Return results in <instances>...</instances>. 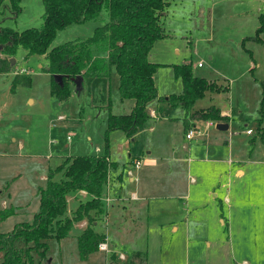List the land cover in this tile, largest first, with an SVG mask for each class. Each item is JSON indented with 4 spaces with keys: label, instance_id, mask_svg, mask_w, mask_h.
Listing matches in <instances>:
<instances>
[{
    "label": "rangeland",
    "instance_id": "1",
    "mask_svg": "<svg viewBox=\"0 0 264 264\" xmlns=\"http://www.w3.org/2000/svg\"><path fill=\"white\" fill-rule=\"evenodd\" d=\"M4 5L0 7V27L21 32L26 28H39L44 22L42 0H21L18 15L10 10L8 1ZM262 12L264 0H172L165 14L166 34L153 42L149 54L151 60L158 63L154 82L161 96L183 91L182 79L175 72L176 65L190 63L193 73L198 76H217L216 72H222L231 83L232 98L228 101L224 95L220 102L214 103L225 110L232 108L230 127L218 130L215 124L207 129V120L195 121V126L201 131L198 136L204 140L213 138L209 133L215 130L227 139V135L234 132L237 142L242 146L247 144L248 148L244 151H250L252 156L255 155L254 158H264L257 157L264 153V136L261 138L257 133L258 104L264 91V32L260 35L263 41L252 38ZM107 21L108 11L103 9L97 18L81 24H69L57 30L48 50L66 42L79 45L94 34L96 27ZM246 37L250 38L242 40ZM242 41H245L244 47ZM89 46L91 52L101 51V56L104 52L109 53L107 40ZM9 57H14L17 62L15 68L21 73H0V211H12L6 218H0L1 231L12 230L16 222L32 219L39 204L38 188L46 185L50 172L52 180L64 178L61 164L68 157L107 155L111 162H126V175L128 169L135 171L130 153L138 154V148L143 151V146L151 144L154 155L159 157L170 155L173 144L185 143L183 121L180 125L176 124L175 119H168L176 108L163 102H158L160 109L157 108V116L163 119L156 124L155 119L149 118L137 129L140 135L138 139L135 137L134 149L133 142L128 144V141L126 146L123 145L126 135L120 129L110 131L106 138L108 113H127L128 103L133 101L129 98L120 99L119 78L114 65H109L105 77H87L82 86H73L68 99L59 100L49 92L50 75L45 71L48 62L46 54H28L27 49L18 47L15 54ZM197 62H201L202 67H198ZM40 64L43 66L40 67ZM94 64L95 68L91 72L100 66L98 60ZM23 78H29V82H22L25 81ZM29 96L34 98L33 103L31 99L27 100ZM209 103V98H200L193 110L208 106ZM248 128L253 129L252 136L246 135L245 130ZM240 145L238 147L243 148ZM181 150L183 156L187 154L196 160L193 153ZM158 151L160 155L156 154ZM191 164V174L196 178L199 173L202 177V181L198 179L199 183L192 185L201 183L200 191L204 192L211 184L213 167L210 163ZM259 165L246 166V176L240 180L234 178L229 187L217 186L219 179L214 183L223 208L215 213L212 211L213 203L209 201L207 221L200 224L201 228L194 220L203 219L204 214L197 216L193 211L190 224L196 225L193 228L198 230H183L182 233L180 230L172 231L169 217L157 218L154 211L166 209L170 207L167 204L173 202L166 203L165 200L164 203L158 199L151 204L153 216L150 222L156 224L150 223L148 231L147 224H143L132 242L122 244L114 237L111 215L117 202H113L109 209L108 225L105 220H99L95 228L106 234L107 227L109 250L123 252L127 258L119 261L125 264L131 261L135 250L146 256L147 264H211L213 251L216 250L214 243L220 241L222 244L223 239L227 241L228 252L235 253L229 257L228 264H264V170ZM107 188L108 185L104 184L103 194ZM228 188L230 190L227 192ZM79 191H71L67 195L69 212L66 211V215L71 213V209L76 210L79 200L90 198V195H78ZM111 192L112 195L122 194L115 183ZM76 195L78 199L74 198ZM225 195L230 199V209ZM3 201H6L5 205ZM102 201L106 208L105 197ZM187 201L182 199V202ZM118 203L122 205L121 201ZM155 203L160 205L155 206ZM158 214H161L160 211ZM220 216L225 219L224 225ZM186 217L183 215L177 220ZM77 223H73L65 238L46 240L48 249L44 259L33 251L34 263L105 264L107 253L104 251L96 250L89 257L81 258L76 237L81 229Z\"/></svg>",
    "mask_w": 264,
    "mask_h": 264
},
{
    "label": "trees",
    "instance_id": "2",
    "mask_svg": "<svg viewBox=\"0 0 264 264\" xmlns=\"http://www.w3.org/2000/svg\"><path fill=\"white\" fill-rule=\"evenodd\" d=\"M5 1H8L10 10L18 15L21 11V0H0V7L5 6ZM42 1L45 11L41 27L26 28L21 32L0 27V52L7 56L5 59L0 58V71L11 70L8 57L13 56L18 47L27 49L28 54H46L48 62L45 71L50 75L49 92L59 100H66L70 97L73 86H77L78 81L95 68L94 62L98 60L100 65L106 61L108 65H114L117 71L120 97L134 100V106L129 113H108L106 138L114 129L124 131L128 138L132 137L149 119L147 104L158 95L154 82L158 63L153 62L149 54L153 42L166 34L162 18L172 0ZM103 9L108 11V21L96 27L92 36L79 45L66 42L48 50L57 30L72 23L81 24L97 18ZM262 32L264 12L259 14V25L252 38L260 41ZM102 40H107L109 46L108 60L93 58L89 49V45ZM175 72L182 79L183 91L180 94H170L166 98L169 104L181 105L190 118L225 120L220 109L215 106L199 108L193 112L191 110L207 91H227V87L221 88L214 81L195 75L190 63L176 65ZM22 82L28 83L29 78ZM260 105L258 129L264 130V97ZM107 157H68L61 164L64 167V178L58 181L51 179L50 172L46 185L38 188L39 207L32 219L16 223L8 232L0 231V264H35L33 251L44 259L48 249L46 240H59L67 236L73 223L83 218H87V226L78 236L80 256L87 258L90 253L98 250V244L105 240V235L95 231V219L91 211L102 212L100 197L111 164ZM79 190H85L90 198L81 202L72 216H65L67 195L71 191ZM9 214V211H0V218L4 219ZM106 264H118L115 254H111ZM131 264H145V257L137 253Z\"/></svg>",
    "mask_w": 264,
    "mask_h": 264
},
{
    "label": "crops",
    "instance_id": "3",
    "mask_svg": "<svg viewBox=\"0 0 264 264\" xmlns=\"http://www.w3.org/2000/svg\"><path fill=\"white\" fill-rule=\"evenodd\" d=\"M188 1V0H187ZM166 14V12H165ZM163 16L162 18V25L165 30V21H166V16ZM104 21V19H103ZM261 37V36H260ZM250 37L243 38L242 40H245ZM260 41H263L262 38ZM242 46H245V41H242ZM249 50V49H248ZM101 52V51H100ZM100 52H94L92 50V55L93 58H102L106 59L108 57V53L104 52L103 56H101L102 53ZM250 55H252V52L249 50ZM99 56V57H98ZM0 58L5 59L7 56L5 54H2L0 52ZM149 58L151 59L150 55ZM11 63V70L9 72H1L3 74H14V73H21L17 72L16 67V60L14 57H8ZM13 59V62H11ZM154 62V61H153ZM157 63V62H156ZM198 63V62H197ZM2 64L0 63V66ZM197 65V64H196ZM43 65L40 64V67ZM198 66V65H197ZM110 67L106 61H103L100 63L99 68H96L95 72H91L89 75L84 76V78L80 79L77 83L78 86H82L84 83V80L88 77L94 78L95 76L99 77H105L106 76V71ZM202 67V66H198ZM14 69V71H12ZM20 69H25L24 67H20ZM19 69V70H20ZM27 70V69H26ZM253 68H251L252 72ZM216 72V71H215ZM24 73V72H23ZM28 73V71L26 72ZM222 73V72H220ZM219 72H216L215 74L217 76H213L211 74L209 75H202L201 77H204L208 80L214 81L218 86L227 87V91H207L204 97L209 98V104L208 106H199L196 109L199 108H205L209 106H215L218 107L221 111V115L225 117L224 121H216V124L219 122L222 123H227L228 128L230 127V115L232 112V108L229 107V110L222 109L221 106H217L214 102H220V98H222L225 95L226 100H230L232 98V86L229 81V79L224 76V74H220ZM155 75V74H154ZM198 76V75H197ZM105 83H103V87H105ZM119 86V85H118ZM157 87V86H156ZM158 92V90H157ZM180 94V93H178ZM120 95V94H119ZM170 94H165L162 95L158 93L157 97L147 104V109L149 111V118L155 119L154 123H158L161 119L157 116V108L160 107L158 102H163L164 104H167L171 108H176L174 113H172L173 116H168V119L172 120L175 119L176 124H180L183 121V131H184V141L185 143L181 145L173 144L171 146V154L166 155V156H159L156 157L154 155V150L150 144V146H143V151L139 150L140 148L137 149L138 154H132L130 153V158L132 163L134 164L135 160L139 159L141 160V165L139 168L135 167V171H132V169H128L126 175H124L125 170H126V162L121 161L120 163L117 162H111L110 157L108 158L109 162H111L108 170V176L105 184L108 185L107 191L103 194H101L100 200L101 202L103 197L109 198V201L106 203V208L104 207V204L102 203V212H96V211H91V215L94 217V224L93 227L95 228V225H97L99 220H105L106 226L108 225L109 221V209L112 206L113 202L116 203V207H114V210L112 212L111 218L113 219V233L114 237L117 238V241H119L122 244H127L129 242H132L136 238V234L141 231V226L143 224H147V231L150 228V223L156 224V222H150L152 219L153 214L151 210V204L153 202H157L156 200H161L164 202L166 200L167 202H173L170 205V207L166 209H155L154 213H157V218L161 217H169L170 221V228L174 232H178L179 230L189 232L190 229L193 230H198V228H193L195 226H192L190 224L191 222V215H194L196 213L197 216L203 215V219H198L193 216L194 221L197 222V226L201 228L200 224L202 222L207 221L206 217V208L208 205L209 201H212L213 207L212 211L215 213L219 212V208H223V202L222 199L219 198L218 192L215 190L214 183L219 179L221 182L218 181L217 186H221L225 188V186H230L232 181H234V178L237 180L243 179L246 176V173L248 171L247 167H252L256 164H261L259 165L262 167L264 170V158H254L252 156V153L250 151L244 149L248 148V145H240L237 142V135L232 132L231 134L227 135V139L222 138V135L219 134V132L212 130L210 131L209 135L212 136L213 138H207V139H201V136H194L191 139H188L186 137V133L190 128L195 126L194 122L196 121H201L200 119L196 118H190L189 115H187L184 107L181 105H171L167 101V97ZM165 97V98H164ZM264 97V91H262V96L259 101V107H258V114L259 117L257 118V133L260 135L261 138L264 136V130H259L258 129V121L261 118V113H260V108H261V99ZM32 100V103L34 102V98L29 96L27 100ZM120 99H122L120 97ZM224 99V98H223ZM26 100V101H27ZM131 100V99H129ZM133 100V99H132ZM228 100V101H229ZM110 102V101H109ZM129 105V110L127 113H129L133 106H134V100L130 101L128 103ZM179 108V109H178ZM160 109V108H158ZM194 109V110H196ZM231 109V112H230ZM193 109L191 110L192 112L194 111ZM229 111V112H228ZM127 113H121V114H127ZM166 116H164L165 118ZM149 120V119H148ZM188 125V127H187ZM211 127V126H209ZM207 127V129L209 128ZM227 128V129H228ZM205 129V131L207 130ZM251 129V128H248ZM245 130V133L247 136H252L254 134L253 129L251 133H247ZM219 130V129H218ZM124 132V131H123ZM125 134V133H124ZM140 132L136 130V132L133 134L132 137L128 138L126 137L125 141L123 142V145L126 146L127 142L128 144L134 143L137 139L139 138ZM255 140V136L251 138V141L253 142ZM182 142V140H180ZM187 142V143H186ZM138 143V141H137ZM179 143V142H178ZM135 148V143L133 144ZM238 145H240L243 148H239ZM122 147V144H121ZM170 148V147H169ZM142 149V148H141ZM181 149H184L188 153H193L197 158L196 160H193L190 156L182 155L181 154ZM157 155H160L161 152L158 151L156 153ZM263 157L264 153L261 155H257V157ZM197 163V164H202V163H210L211 166L213 167L214 172L212 173L213 177L211 179V184L210 186L205 189L204 192L200 191V186L201 183L194 186L195 184L199 183V181H202L201 175L198 173L197 177L195 178L191 173H192V164L191 163ZM184 164H185V170H184ZM114 169V170H113ZM247 169V170H246ZM130 172V173H129ZM222 183V181H226ZM113 183L116 184V186L119 188L122 194L119 195H112L111 188ZM194 183V185H192ZM42 187V186H40ZM44 187V186H43ZM230 190L228 188L227 192ZM78 195L82 196H88L86 192L84 193L82 190L79 191ZM78 195H76L74 198L78 199ZM39 199V197H38ZM182 199H187V202H182ZM225 201L229 203V209H230V199L226 195L224 196ZM39 201V200H38ZM68 205H69V199L67 197ZM118 201H121L122 205H119ZM5 205L6 201H3ZM83 202L82 200H79V203L77 202L76 207ZM165 203V202H164ZM155 206H159L158 204H154ZM166 206V204H163ZM114 206V205H113ZM39 207V204H38ZM38 210V209H37ZM74 209H71V213L69 215L65 216H72ZM67 211L69 212V208H67ZM160 211L161 214H158ZM11 215L12 211H9ZM14 212V211H13ZM198 212V213H197ZM35 213V212H34ZM34 215V214H33ZM183 215H186L187 217L184 219L177 220L178 217H181ZM110 218V219H111ZM192 219V220H193ZM220 221L224 225L225 224V219L223 216H220ZM178 221V223H177ZM22 222V221H20ZM78 222V223H77ZM75 223H77L78 228L81 229L80 233L86 228L87 226V218H83L82 220H79ZM18 223V222H16ZM15 223V224H16ZM14 224V225H15ZM13 225V227H14ZM159 225V224H157ZM12 227V228H13ZM11 228V229H12ZM105 241L107 242L108 248L110 247V240L108 239V233L109 231L107 230V227L105 229ZM1 231V230H0ZM10 231V230H8ZM5 231V232H8ZM108 231V232H107ZM4 232V231H2ZM98 232V231H97ZM100 233V232H98ZM69 234V233H68ZM103 234V233H101ZM78 236L80 234H77ZM77 237V242H78V236ZM68 236V235H67ZM66 237V236H65ZM64 237V238H65ZM187 241V240H186ZM113 242V241H112ZM111 242V243H112ZM215 246L216 250L213 251L214 255L212 256V262L211 264H228V259L229 257L234 256V251H231L230 253L228 252V246H227V241L223 239L222 244H220V241L217 243L215 241ZM220 244V245H219ZM101 251V250H100ZM95 252L90 253L87 257H89L91 254ZM118 253H123L119 252L116 250H109L107 252L106 258H105V264L107 262V259L111 256V254H115V261L118 264H125L120 262L118 258ZM140 253L142 256L145 257V264H147L146 256L141 252V251H134L133 256L131 261L128 264L133 263L135 259V254ZM124 254V253H123ZM225 255V256H224ZM224 256V257H223ZM124 259L125 260L127 257L124 254ZM227 258V259H226ZM227 260V261H226Z\"/></svg>",
    "mask_w": 264,
    "mask_h": 264
},
{
    "label": "built area",
    "instance_id": "4",
    "mask_svg": "<svg viewBox=\"0 0 264 264\" xmlns=\"http://www.w3.org/2000/svg\"><path fill=\"white\" fill-rule=\"evenodd\" d=\"M197 65H198V66H201L202 63H201V62H198ZM215 124H216V121H213V120H207V121H206V127H209V126H212V125H215ZM246 132H247V133H251L252 130H251V129H248ZM196 135H201V131H200V129H199L198 127H196V126H193L192 128H190V129L188 130V132L186 133V137H187L188 139H191V138H193V137L196 136ZM107 159H108V158H107ZM134 165H135L136 168H139L140 165H141V160H139V159L135 160ZM129 173H130V172H129ZM82 191H83L84 193L86 192V191H84V190H82ZM105 200H106V202H108V201H109V198H106ZM98 250L104 251V252H106V253L109 252V248H108L107 242H106L105 240L102 241V242H100V243L98 244ZM117 256H118L119 259H124V258H125L123 253H118Z\"/></svg>",
    "mask_w": 264,
    "mask_h": 264
},
{
    "label": "water",
    "instance_id": "5",
    "mask_svg": "<svg viewBox=\"0 0 264 264\" xmlns=\"http://www.w3.org/2000/svg\"><path fill=\"white\" fill-rule=\"evenodd\" d=\"M11 62H13V59H12ZM216 128L219 129V130H226L228 128V124L219 122V123L216 124Z\"/></svg>",
    "mask_w": 264,
    "mask_h": 264
}]
</instances>
